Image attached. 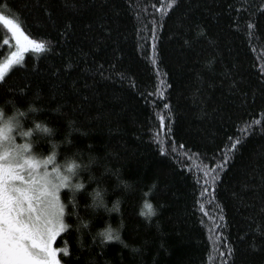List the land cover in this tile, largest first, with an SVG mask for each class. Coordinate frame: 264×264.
Returning <instances> with one entry per match:
<instances>
[{"label":"trees","instance_id":"1","mask_svg":"<svg viewBox=\"0 0 264 264\" xmlns=\"http://www.w3.org/2000/svg\"><path fill=\"white\" fill-rule=\"evenodd\" d=\"M161 3L0 0V10L49 46L6 74L0 106L7 116L14 102L25 129L34 122L53 129L37 130L49 142L34 145L36 153L50 154L55 142L62 168L69 159L81 165L73 183L85 188L76 191L75 211L89 223L77 230V216H66L72 227L54 247L68 249L58 253L61 264H221L219 232L234 249L230 264H264V0H179L163 19ZM154 24L162 25L155 51ZM196 26L207 35L196 38ZM10 39L0 24V59ZM253 120L261 124L243 136ZM229 138L242 146L209 186L215 199L201 197L204 172L228 151ZM93 190L107 208L119 200L120 210L93 208ZM70 195L62 190L66 203ZM145 200L155 209L150 218L140 214ZM109 226L121 240L101 243Z\"/></svg>","mask_w":264,"mask_h":264},{"label":"snow or ice","instance_id":"2","mask_svg":"<svg viewBox=\"0 0 264 264\" xmlns=\"http://www.w3.org/2000/svg\"><path fill=\"white\" fill-rule=\"evenodd\" d=\"M178 3L179 0H166V3H161L156 9L161 13V19L170 10H174ZM3 7H8V5L4 4ZM261 8H264V4L261 5ZM0 24L6 27L15 43L14 50H10L6 58L0 59V82H4L6 74L13 66L24 62L26 52L43 53L49 50V46L45 40L29 35L21 21L6 15L2 10H0ZM161 26L154 24L152 28L151 39L154 51L157 48V28ZM71 27L70 23L64 26L65 36ZM248 28H253L251 22H249ZM196 29V38L207 35L204 28L196 26ZM185 43L187 44L189 41L185 40ZM153 63H155V59ZM260 73L261 81L264 82V66L260 67ZM17 91L23 92L24 90L17 89ZM244 95L247 99V94ZM12 103L15 108L14 114L17 117L23 116L24 113L16 108L14 102ZM163 107L169 109L168 104H164ZM29 108H34V106L30 104ZM53 111H59V108L53 109ZM4 115V108L0 106V121H3ZM168 115H171L170 111ZM159 121L161 129L165 128L164 115L159 116ZM257 124H261V120H253L251 124H245L242 135L247 136L249 129ZM37 130L39 133L53 132L52 128L40 122H34V126L27 129L23 127L19 119L15 124L11 121L0 122V264H61L58 253L67 254L68 249L66 246L63 249L54 247L53 243L61 233L72 227L66 222V216H77L80 220V223L76 225L77 230L81 225L87 227L89 223L75 211L77 208L76 191L85 188L84 182L73 183V177L77 175V170L81 165L76 160L69 159L62 168L57 161L55 142H51L52 151L50 154L43 156L36 153L34 145L38 147L41 141L49 142L46 137L36 134ZM241 146L240 138H229L228 151L223 154L219 163L212 165L204 172L207 179L202 185L201 197L209 194L215 199L209 186L215 188L216 181L219 180V173L228 166L231 153L237 151ZM181 147L183 146L181 145ZM160 150L163 152L164 148ZM261 170L264 171V168ZM89 179H93V177H89ZM260 183L264 185V176L260 178ZM152 187L155 185L153 184ZM244 187L247 188L248 185H244ZM64 189L71 191L67 203L62 199V190ZM151 190L150 188L149 192ZM91 195L93 208L99 205L105 207L109 212L120 210L119 200L113 204L112 208H107L100 190H93ZM233 195L237 194L233 193ZM69 204L72 211H68ZM144 207L147 211L142 208L140 214L150 218L155 212L153 205L145 200ZM260 210L264 212V204ZM219 219H224L222 213ZM122 226L123 222H121ZM249 230L251 231V229ZM256 231L259 232V229L257 228ZM99 235L102 237L101 243L121 240L119 231L111 226L104 229ZM216 235L222 245L217 252L221 264H230L229 258L233 256L234 249L222 233L217 232ZM260 237L259 243L264 245V232H260ZM251 247L255 250L258 244L253 242Z\"/></svg>","mask_w":264,"mask_h":264},{"label":"clouds","instance_id":"3","mask_svg":"<svg viewBox=\"0 0 264 264\" xmlns=\"http://www.w3.org/2000/svg\"><path fill=\"white\" fill-rule=\"evenodd\" d=\"M21 112H22V110H21ZM17 116L15 115V114H10V115H4V117H3V121H0V122H3V123H7V122H9V121H11L13 124H15L16 123V121H17ZM48 127V126H47ZM50 128V127H49Z\"/></svg>","mask_w":264,"mask_h":264},{"label":"rangeland","instance_id":"4","mask_svg":"<svg viewBox=\"0 0 264 264\" xmlns=\"http://www.w3.org/2000/svg\"><path fill=\"white\" fill-rule=\"evenodd\" d=\"M7 44L11 47L10 50H14V48H15V43H14V40H13L12 38L7 42ZM9 52H10V51H9ZM29 52H31V53H35L34 51H28V52L25 53V55H26L27 53H29ZM5 58H6V57H5ZM20 65H21V64H20ZM17 66H19V65H15V66H13V68H14V67H17ZM13 68H12V69H13ZM12 69H11V70H12ZM11 70H10V71H11ZM10 71H9V72H10ZM61 234H62V233H61ZM54 243H55V241H54ZM54 243H53V246H54Z\"/></svg>","mask_w":264,"mask_h":264}]
</instances>
